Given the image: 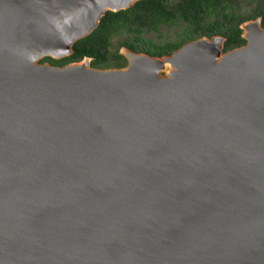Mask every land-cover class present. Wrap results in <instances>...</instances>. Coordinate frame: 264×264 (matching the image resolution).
Instances as JSON below:
<instances>
[{
    "label": "water",
    "instance_id": "obj_1",
    "mask_svg": "<svg viewBox=\"0 0 264 264\" xmlns=\"http://www.w3.org/2000/svg\"><path fill=\"white\" fill-rule=\"evenodd\" d=\"M137 1L0 0V264H264L261 16L227 51L41 62Z\"/></svg>",
    "mask_w": 264,
    "mask_h": 264
},
{
    "label": "trees",
    "instance_id": "obj_2",
    "mask_svg": "<svg viewBox=\"0 0 264 264\" xmlns=\"http://www.w3.org/2000/svg\"><path fill=\"white\" fill-rule=\"evenodd\" d=\"M259 16L264 26V0H139L126 9L108 11L93 32L76 41L70 55L46 56L41 62L65 65L89 56L95 67H124L128 63L121 53L124 46L163 56L213 35L225 37L227 51L247 43L240 25ZM164 27L174 29V36L165 37Z\"/></svg>",
    "mask_w": 264,
    "mask_h": 264
},
{
    "label": "rangeland",
    "instance_id": "obj_3",
    "mask_svg": "<svg viewBox=\"0 0 264 264\" xmlns=\"http://www.w3.org/2000/svg\"><path fill=\"white\" fill-rule=\"evenodd\" d=\"M162 33L164 34V36L166 37H173L174 36V33H175V30L172 29V28H169V27H164L162 29ZM151 38H155L156 36H154V34H151L150 35Z\"/></svg>",
    "mask_w": 264,
    "mask_h": 264
},
{
    "label": "bare ground",
    "instance_id": "obj_4",
    "mask_svg": "<svg viewBox=\"0 0 264 264\" xmlns=\"http://www.w3.org/2000/svg\"><path fill=\"white\" fill-rule=\"evenodd\" d=\"M131 58H133V55L132 54H129Z\"/></svg>",
    "mask_w": 264,
    "mask_h": 264
}]
</instances>
